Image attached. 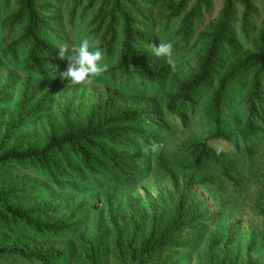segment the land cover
I'll list each match as a JSON object with an SVG mask.
<instances>
[{
	"label": "trees",
	"instance_id": "16d2710c",
	"mask_svg": "<svg viewBox=\"0 0 264 264\" xmlns=\"http://www.w3.org/2000/svg\"><path fill=\"white\" fill-rule=\"evenodd\" d=\"M62 1L0 0V70L8 64L1 61L21 63L26 72L41 79L53 73L51 65L61 70L65 60L59 59L58 49L50 41L51 23L56 19L50 14L54 8L61 9ZM211 10L212 0H72L67 20L73 26L76 20L84 23L89 18L88 27L100 40L103 51L111 54L117 48L114 75H137L149 82L160 83L168 74L166 66L152 53L151 46L161 40L152 38L154 28L168 32L175 46L182 45L184 49L202 42L204 47L193 75L179 82L176 93L168 98L167 110L185 122L186 104H194L209 93L206 107L215 124L212 137L216 138L221 134L222 105L228 86L246 75L248 85L242 97L246 110L244 135L256 132L260 127L255 123L264 120V14L259 34L253 38L254 49L243 55L240 40H252L257 17L254 0H222L218 16L203 24L204 14ZM11 86L9 81L0 80V108L8 103ZM56 91V84L47 89H42L41 83L22 88L4 129L0 128V258L65 264L72 250L57 241L76 226L79 209L60 216L58 205L40 202L34 187L22 181L12 182L7 175L10 167L33 168L56 183L57 178L74 172L117 179L136 170L128 147L145 119L115 95L97 100L87 111L64 108L42 131L40 139L29 137L24 144L11 143L15 132L42 115L43 107L51 104ZM193 150L198 153L196 165L210 157L206 143L193 145ZM161 168L171 181L175 201L167 213L152 215L148 223H142L143 227L133 223L130 229L117 234L118 264H180V254L201 245L205 203L192 187L207 179L180 181L163 161ZM224 176L237 182L225 170ZM9 237L16 240L10 238L9 242ZM232 240L230 233L225 241L221 235L210 238L203 264H239L240 256L228 249ZM103 243L101 238L96 248L90 246L79 254L82 262L100 264ZM255 245L252 237L246 246L244 264H251Z\"/></svg>",
	"mask_w": 264,
	"mask_h": 264
},
{
	"label": "rangeland",
	"instance_id": "374dc122",
	"mask_svg": "<svg viewBox=\"0 0 264 264\" xmlns=\"http://www.w3.org/2000/svg\"><path fill=\"white\" fill-rule=\"evenodd\" d=\"M71 1L63 0L61 9L54 8L50 14L56 18L51 23L53 32L50 41L58 50L62 43L78 44L85 37L96 39L88 27L89 18L84 23L76 20L73 26L69 25L67 17ZM254 6L257 17L252 40H240L243 55L254 49L256 42L253 38H257L261 29L264 4L262 0H254ZM221 8L222 0H212L211 13L204 14L203 24L214 20ZM200 33L201 29L198 35ZM151 35L152 38L159 37V43L170 42L173 45V65L158 58L168 71L167 78L160 83L149 82L137 75H114L112 69L117 64V48L111 54L104 52V62L109 64V69L89 87L69 86L67 80H61L58 74L54 78L53 73L41 79L26 72L21 63L13 65L1 61L8 64L1 68L0 80L9 81L12 85L8 103L0 108L1 129H4L22 88L38 83H41L42 89L51 84L57 87L51 104L49 102L43 107L42 115L15 132L11 143L24 144L29 137L40 139L42 131L56 120L64 108L87 111L97 100L115 95L145 119L128 147L129 158L136 169L134 173L116 179L88 174L82 176L74 172L57 178L56 183L33 168L12 166L7 175L14 183L22 181L34 187L40 202L52 203V207L58 205L60 216L79 208L75 215L76 226L57 241L58 245L72 250L65 264H85L79 254L90 246L96 248L101 238L104 243L100 264H118L115 249L117 234L130 229L133 223L143 227L142 223H148L152 215L161 216V212H168L175 195L169 177L161 168V161L180 181L207 179L206 183L192 187L205 203L206 222L205 229L201 230V245L191 252L180 254V264H203L207 241L214 235H221L225 241L227 233L233 238L232 247L228 249L240 256L239 264L246 263V246L252 237H255L256 245L250 262L264 264V120L255 123L260 130L244 135L246 110L242 97L248 77L241 75L228 86L222 105L221 134L214 138L215 124L206 107L209 93L203 94L194 104H186L185 122L167 110L168 98L176 93L179 82L193 75L203 43L184 49L182 45L175 46L174 37L159 28H154ZM2 36L0 33V50L3 48ZM67 63L65 60L59 71H64ZM216 83L217 80H214L213 85ZM262 84L264 99V81ZM154 142L161 146L158 154L148 151ZM198 143H206L210 153V157L200 165H196L198 153L193 150V145ZM224 170L237 182L227 180ZM11 239L14 241L16 237ZM0 264L32 263L3 257Z\"/></svg>",
	"mask_w": 264,
	"mask_h": 264
},
{
	"label": "clouds",
	"instance_id": "9594fccd",
	"mask_svg": "<svg viewBox=\"0 0 264 264\" xmlns=\"http://www.w3.org/2000/svg\"><path fill=\"white\" fill-rule=\"evenodd\" d=\"M98 39L85 37L78 44L62 43L59 45V59L67 60V67L59 71L58 65H51L54 78L58 74L61 80H67L69 86L89 87L96 79L101 77L109 69L105 63V53ZM152 53L160 59H164L169 65H173V45L170 42H160L152 45ZM158 143L149 146L148 151L158 154Z\"/></svg>",
	"mask_w": 264,
	"mask_h": 264
}]
</instances>
